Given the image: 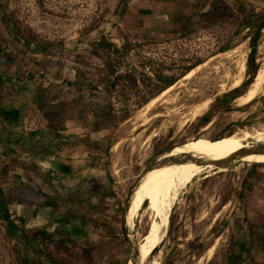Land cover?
<instances>
[{"label": "rangeland", "instance_id": "rangeland-1", "mask_svg": "<svg viewBox=\"0 0 264 264\" xmlns=\"http://www.w3.org/2000/svg\"><path fill=\"white\" fill-rule=\"evenodd\" d=\"M250 1L264 7V0ZM160 2L0 0V107L26 100L20 121L23 131L43 136L69 134L67 141L74 147L73 159L77 165L78 162L84 164V175L80 173L82 170L75 168L67 179L58 181L66 188L71 187L75 179L82 181L84 203L79 204L80 211L98 203L91 192L102 185L116 193L115 198L106 199L108 208L103 215L87 212L86 223L76 226L67 219L69 210L63 196H58L53 187L50 192L40 178L38 181L47 188L44 190L53 194L58 207L53 209L39 204L28 212L19 187L11 177L3 174L5 163L3 155L0 156V188L8 210H12L7 219L0 218V264H21L20 259L24 257L33 258L32 264H59L53 250L25 244L16 230H10L11 222L14 225L28 222L52 231L61 226L68 235L69 250L65 256L70 264H128L131 249L122 233L123 209L119 213V207H124L131 188L155 160L167 153L166 157H174L215 138L220 141L238 129L264 130V91L247 106H240L235 100L224 111L216 108L218 111L205 126L201 119L217 97L233 89L235 81L241 78L243 83L249 79L247 63L253 36L233 49L215 54L220 44L209 34H197L187 41L166 42L132 29V17L126 24L122 22L121 7L127 4L145 24L168 23L169 17L161 11ZM15 27L31 31V50L20 52L22 46L10 38V29ZM117 27L138 44L127 64V69L137 77L148 74L154 78L150 68H143L147 58L155 69H165V76L181 73L185 65L198 58L205 63L189 79L180 78L150 112L144 114L145 105L128 120L108 126L104 123L107 112L119 116L122 106L116 96L110 97L103 90L106 70L102 61L92 54V45L108 37L121 46L124 40L117 36ZM255 44V65L258 71L264 70V29ZM91 84L99 90H92ZM23 85L35 88L32 92L38 94V102L30 99L31 91L25 99L17 94L16 89ZM31 104L38 105V114ZM199 107L201 110L194 117L195 108ZM25 120H28L27 129ZM94 142H98L100 148L93 147ZM184 143L169 153L171 148ZM255 165L258 164L248 160L223 172L216 170L198 176L177 203L168 204L169 227L162 243L143 264H152L154 260L158 264H230L226 261L230 255L244 259L247 253L241 246L249 243L250 224L264 218V167ZM252 169L255 173L251 176ZM151 200H156V207L148 210ZM145 204L139 212L130 209L134 221L129 229L136 243H141L147 235L153 213L157 219L158 198L147 196ZM99 219L112 221L124 243L110 242L103 228H95L94 221ZM86 251L91 252V261L85 257ZM150 258V262L147 261Z\"/></svg>", "mask_w": 264, "mask_h": 264}, {"label": "trees", "instance_id": "trees-1", "mask_svg": "<svg viewBox=\"0 0 264 264\" xmlns=\"http://www.w3.org/2000/svg\"><path fill=\"white\" fill-rule=\"evenodd\" d=\"M163 14L169 17V22L162 25L150 26L145 24V21L136 15V13L127 5L121 7L120 17L124 24L127 19L132 17L134 24L132 29L142 33L146 37L159 38L160 40L171 41H187L191 40L197 34H209L219 42V47L215 54L224 53L233 49L240 42L252 37L251 53L247 63V70L249 79L244 81L237 89H233L228 93L216 98L212 103L210 110L201 117L204 121V126L207 125L214 117L216 108L224 111L237 100L240 96L245 94L249 86L257 74L258 68L255 65L256 44L254 34L259 24L264 21V7H258L250 0H161ZM5 15L2 16L4 21ZM127 26V25H126ZM129 26V25H128ZM117 36L123 38V44L118 46L112 42L108 37H102L97 43L92 45V54L100 59L106 70V81L104 85V92L110 97L116 96L120 100L121 113L115 116L110 112L106 114V122L108 126H116L117 123H122L128 120L134 112L143 108L152 99L157 97L163 91L167 90L176 82L183 78L188 72L205 63L203 59H196L183 67V71L177 75L165 76V69H155L150 58L146 59L143 65L144 69L150 68V72L154 78L148 74L142 77H137L135 73L127 69L128 59L132 52L138 48V44L129 40L121 30L117 27ZM10 38L17 44L22 46L20 52L31 50L33 42V35L31 31L15 27L10 29ZM23 50V51H22ZM2 50L0 49V53ZM157 82V84H150L146 82ZM92 90H99L98 86L90 85ZM38 97V94L36 95ZM38 102V99H36ZM3 109L0 108V112ZM114 130H112V135ZM88 140L91 141L90 138ZM89 141V142H90ZM92 143V142H91ZM93 147L100 148L98 142H94ZM87 148L90 150V143ZM108 148L104 149L107 151ZM158 152L157 154H160ZM256 167H264L263 163L254 162ZM8 169L3 170L4 175H8ZM255 171L252 169L250 175H254ZM44 176L42 182L48 185L51 192L52 187L58 196H63L65 204L68 208V221L76 226H83L86 223L85 214L90 212L96 216L103 215L107 210V198H115L116 193L107 185H102L97 188L95 194L98 198L96 205H87V209L80 211L79 204L84 201L81 198L83 195V184L80 179H75L72 186L66 188L63 182H59L62 176L58 175L55 170L50 169ZM249 177V175H248ZM248 177L244 179V184ZM31 185L20 183L19 194L22 196V201L27 204V211L35 210L39 204L44 207L56 209L58 205L53 194L44 190L42 182L35 183L28 178ZM89 191V189H88ZM87 191V192H88ZM42 200L41 202H39ZM84 203V202H83ZM123 209L119 207V213ZM9 215L8 205L4 199L3 191L0 188V218L7 219ZM118 218V217H116ZM119 221V218L116 219ZM95 228H103L107 235V239L111 242H122L124 240L120 237V233L116 231L112 221H103L99 219L94 221ZM10 230H16L22 241L27 244H33L38 247L41 245L47 250H53L56 254V260L59 264H70L65 253H68L66 231L60 226L57 230L52 231L48 229H41L37 224L29 225L26 222L24 225H14L11 222ZM250 238L247 245L241 246L245 251L246 257L241 259L237 255H230L226 261L230 264H264V218L250 224ZM201 251L197 254L201 255ZM50 254V253H48ZM85 257L91 261L92 254L90 251L85 252ZM33 258L24 257L20 259L21 264H32ZM67 260V262H66ZM211 264V263H209Z\"/></svg>", "mask_w": 264, "mask_h": 264}, {"label": "bare ground", "instance_id": "bare-ground-1", "mask_svg": "<svg viewBox=\"0 0 264 264\" xmlns=\"http://www.w3.org/2000/svg\"><path fill=\"white\" fill-rule=\"evenodd\" d=\"M201 66L202 65L188 72L183 77V80L189 79ZM243 69H245V66H243ZM241 83L242 79L239 78L237 81H235L234 86H232L233 89H237L240 85H242ZM173 88L174 85L162 92L158 97L152 99L145 106V109L143 108L144 114L150 112L154 104ZM263 91L264 70H260L257 72L253 83L249 86L248 90L245 92V94L237 99V102L240 106H247L252 103ZM200 110V107L197 109L195 108V112L193 111V116L195 117L200 112ZM258 144H264V130L238 129L234 134L229 137L223 138L220 141L217 139L206 145L191 147L175 156L178 157L183 154L191 153L195 157L206 159L211 162H217L223 161L228 157L239 153L243 149L250 147L251 145ZM248 160L264 164V155L253 154L242 158L241 162L244 163ZM216 170H218L217 172H223L226 171V168H216L214 165H199L193 163L188 158H177L173 163L156 166L143 178L141 186L136 190V193L133 197L131 209L132 211L136 212L141 211L146 202L147 196H153L155 199L158 198V213L157 219L154 213L152 214V224L150 226V229L148 230L147 235L144 237L143 241L141 243H138L140 264H143L148 257L152 256V254L162 243L166 230L169 227L168 204L177 203V201L182 196L183 191L198 176L206 175ZM155 207L156 200H151L148 206V210ZM133 221L134 219L130 210L128 215V225L131 226ZM212 250L213 248H211L209 252L211 253ZM151 258L147 261L150 262ZM128 264H132V262L129 261ZM152 264H158V261L154 260Z\"/></svg>", "mask_w": 264, "mask_h": 264}, {"label": "crops", "instance_id": "crops-1", "mask_svg": "<svg viewBox=\"0 0 264 264\" xmlns=\"http://www.w3.org/2000/svg\"><path fill=\"white\" fill-rule=\"evenodd\" d=\"M34 89L23 85L16 90L17 94L24 99L29 98L27 92L31 91L30 99H35L34 103H36V94L32 92ZM25 101H13L10 106L0 107L3 109L0 112V156L3 155L5 163L3 170L8 169V177H11L19 187L20 183L31 185L28 178L38 183V180L44 176L42 174L50 169L61 175L62 177L58 180L62 181L67 179L69 172L71 173L75 168L82 170L80 173L84 175V164L81 165L78 162L77 165L73 159L74 147L67 141L69 134L60 132L43 136L38 132L28 133L22 130L20 121L23 108H26L23 104ZM31 107H34L38 114V105L31 104ZM44 141L47 142L46 146H44ZM11 211H9L10 215Z\"/></svg>", "mask_w": 264, "mask_h": 264}, {"label": "water", "instance_id": "water-1", "mask_svg": "<svg viewBox=\"0 0 264 264\" xmlns=\"http://www.w3.org/2000/svg\"><path fill=\"white\" fill-rule=\"evenodd\" d=\"M264 29V21H262L259 26L256 29L255 32V39H258L260 33L262 32V30ZM193 140H197V138H194ZM214 140H217V138H215ZM181 144L178 146H175L174 148H171L169 153H171L176 147L179 146H183L185 145ZM168 154V153H167ZM167 154L159 157L157 160H155V162H153L144 172L143 174L140 176V178L137 180V182L135 183V185L131 188L126 202L124 204L123 207V213H122V233L123 236L125 238V240L129 243L130 245V249H131V257H130V262H132V264H140L139 262V247H138V243H136L135 239L132 236V233L130 232L129 229V225H128V215L131 209V205H132V201H133V197L136 193V190L138 189V187L140 186L141 181L143 180V178L147 175V173L149 171H151L153 168H155L156 166H160L163 164H170L173 163L175 159L177 158H188L190 161H192L193 163L199 164V165H214L216 168H228L231 167L232 165L236 164V163H242L241 160L244 157L256 154V155H264V144H258V145H251L248 148L243 149L242 151H240L239 153H236L235 155H232L230 157H228L227 159L223 160V161H217V162H211L208 161L206 159H201L199 157H195L193 154L191 153H187V154H183L180 155L178 157L176 156H172V157H166Z\"/></svg>", "mask_w": 264, "mask_h": 264}, {"label": "built area", "instance_id": "built-area-1", "mask_svg": "<svg viewBox=\"0 0 264 264\" xmlns=\"http://www.w3.org/2000/svg\"><path fill=\"white\" fill-rule=\"evenodd\" d=\"M27 125H28V120H25V128L26 129H27ZM33 125H34L33 123L29 124L30 127H32Z\"/></svg>", "mask_w": 264, "mask_h": 264}]
</instances>
